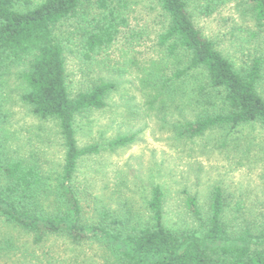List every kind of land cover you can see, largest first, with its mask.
I'll list each match as a JSON object with an SVG mask.
<instances>
[{"label":"rangeland","instance_id":"rangeland-1","mask_svg":"<svg viewBox=\"0 0 264 264\" xmlns=\"http://www.w3.org/2000/svg\"><path fill=\"white\" fill-rule=\"evenodd\" d=\"M99 1H103L101 7ZM201 37L214 45L239 74L260 64L256 85L264 100V21L252 0H184ZM44 0H20L15 10H33ZM115 25L110 44L86 57L87 36ZM169 25L158 0H82L76 15L52 28L63 49L69 97L101 83L114 88L105 106L77 115L80 158L71 186L81 203V224L102 226L122 237L152 228L148 209L155 187L162 193L164 228L176 235L205 228L188 211L195 198L203 225L216 188L223 196L228 233L264 232V126L212 127L191 136L188 125L230 111L222 89L212 88L203 68H189L191 56L174 41L162 43ZM28 59H0V167L20 163L41 182L34 193L43 216L63 213L58 201L65 148L58 121L42 119L22 97ZM119 137L132 140L121 147ZM0 180L2 185L6 182ZM105 216V218H103ZM0 264H124L115 247L100 239L73 244L65 235L34 236L0 218Z\"/></svg>","mask_w":264,"mask_h":264},{"label":"trees","instance_id":"trees-1","mask_svg":"<svg viewBox=\"0 0 264 264\" xmlns=\"http://www.w3.org/2000/svg\"><path fill=\"white\" fill-rule=\"evenodd\" d=\"M20 0H0V59L21 62L28 59L22 79L27 91L23 101L42 119L58 121L64 142L65 158L58 201L63 213L43 216L36 211L34 193L41 179L33 169L20 163L0 167V218L34 236L40 243L48 235H65L73 244L89 239H100L107 246L115 247L124 264H264V232L253 233L245 229L236 236L228 233L222 222L223 196L216 188L211 198L209 217L203 225L195 198L185 197V205L201 224L203 232L181 235L167 231L163 226L162 193L155 187L148 209L154 225L134 236H119L105 227L81 224V203L71 183L80 158L97 154L99 148L91 145L80 149L77 145L74 120L84 111L101 109L104 99L114 88L101 83L89 92L71 98L66 88L63 49L55 41L52 28L63 20L76 15L82 0H44L33 10L18 12ZM168 16L169 25L162 43L174 41L170 50L182 48L190 56L189 68H203L210 86L224 91L230 109L226 114L198 120L188 125L191 136H198L212 127L260 123L264 126V100L258 95L256 85L260 79V64L255 61L244 74L237 73L233 65L203 39L186 10L184 0H158ZM258 22L264 21V0H252ZM101 7L104 2L99 1ZM116 33L115 25L108 24L86 39V57L99 47L108 45ZM130 137H119L112 147L130 142ZM105 218V216L103 217Z\"/></svg>","mask_w":264,"mask_h":264}]
</instances>
